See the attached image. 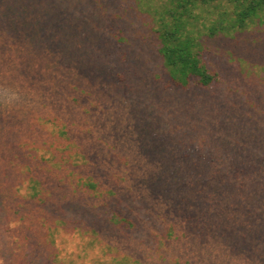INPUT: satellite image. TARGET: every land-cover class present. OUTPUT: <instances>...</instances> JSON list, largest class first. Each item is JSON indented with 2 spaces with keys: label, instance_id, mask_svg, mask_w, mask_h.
<instances>
[{
  "label": "rangeland",
  "instance_id": "374dc122",
  "mask_svg": "<svg viewBox=\"0 0 264 264\" xmlns=\"http://www.w3.org/2000/svg\"><path fill=\"white\" fill-rule=\"evenodd\" d=\"M145 8L0 0V264H264V25L182 87Z\"/></svg>",
  "mask_w": 264,
  "mask_h": 264
},
{
  "label": "trees",
  "instance_id": "16d2710c",
  "mask_svg": "<svg viewBox=\"0 0 264 264\" xmlns=\"http://www.w3.org/2000/svg\"><path fill=\"white\" fill-rule=\"evenodd\" d=\"M135 1L141 8L146 7L143 10L152 17L164 66L172 81L182 87L188 86L191 78H196L202 86H209L214 80V76L202 63V43L195 31L201 17L206 16L203 27L211 36L246 30L258 24L264 25V0ZM152 138L156 139L155 133ZM86 185L95 189L93 183L87 182ZM165 237L166 242L175 238L172 226Z\"/></svg>",
  "mask_w": 264,
  "mask_h": 264
}]
</instances>
